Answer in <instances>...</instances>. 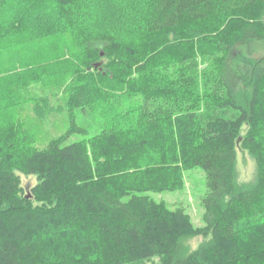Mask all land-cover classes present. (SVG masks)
Wrapping results in <instances>:
<instances>
[{"label":"trees","instance_id":"obj_1","mask_svg":"<svg viewBox=\"0 0 264 264\" xmlns=\"http://www.w3.org/2000/svg\"><path fill=\"white\" fill-rule=\"evenodd\" d=\"M91 1L0 0V44L24 24L70 31L84 55L66 90L71 111L102 103L126 118V98H139L137 127L157 143L166 135L167 154L205 172V226L117 182L125 166L139 171L143 190L155 179L180 183L178 161L139 167L146 140L124 144L104 132L91 141L93 166L84 142L65 145L86 132L74 121L44 148L1 123L0 264H264V0H132L136 12L112 22L120 29L134 22L132 41L120 29H90L101 20L90 19ZM199 54L210 63L205 91ZM244 152L256 165L250 184L237 180ZM22 175L37 183L26 188Z\"/></svg>","mask_w":264,"mask_h":264},{"label":"rangeland","instance_id":"obj_2","mask_svg":"<svg viewBox=\"0 0 264 264\" xmlns=\"http://www.w3.org/2000/svg\"><path fill=\"white\" fill-rule=\"evenodd\" d=\"M90 3L93 8L90 19L94 15H101V20H91L90 29L97 31H107L111 28L118 31L120 28L114 25L113 20L119 19L126 12H136L132 0H106L105 2L92 0ZM111 4L115 7L108 8ZM12 10L16 11L13 8ZM7 15V19L10 18ZM31 22L33 24V20ZM127 22H122L121 34L127 41H132V37L136 35L135 23ZM42 27L31 29L24 24L19 28L21 33H16V36H10V38L7 36V40L5 39L4 43L0 44V125L2 123L8 129L18 130L17 132L25 131L32 137L33 142L30 143L32 146L44 148L51 139L64 134L69 129L71 121H74L86 132L73 133L66 140L65 145L84 142L86 154L93 166L96 165L98 156L96 146L91 141L104 132H111L117 142L124 144L146 140L149 151L140 156L141 165L139 167L148 168L178 161L180 183L168 188L167 185L162 186L161 183L159 186L154 182L155 179L150 180L146 185V190H143L144 185L138 177L139 171L134 172L125 166L117 168L119 172L117 182H122V186L127 190H141L142 193L149 195L156 202L164 203L170 209L184 208L191 215L195 227H204L202 199L206 193V175L203 169L186 167L178 156L167 154L166 148L170 143L165 141L166 135L162 142L157 143L150 139L147 128L137 127L134 108L139 98H126L121 108L122 112L131 110L126 118L119 117L121 114H117V110L102 105V103L94 104L85 110L76 108L71 111L66 90L72 78L74 63L76 65L79 63L80 67L83 60L80 61L78 58L84 55L78 50L70 31L60 27L41 29ZM198 62L200 74L198 89L205 91L208 89L203 70L210 66V63L206 62V58L201 54L198 56ZM249 93L250 90L246 88L243 94L247 96ZM7 94L12 96V100L7 99ZM8 103L11 106L8 107ZM218 113L222 111L218 110ZM176 129H173L168 139L170 140L172 136L174 143L178 140ZM247 129L245 127L244 132ZM171 156L178 158L172 159ZM255 177L254 159L248 153H239L238 182L250 184L254 182ZM22 182L26 188H30L37 183V177L22 175ZM158 186L160 189H153ZM63 237L71 236L65 234ZM75 241L78 243L77 240ZM201 242V238L194 239L191 241V246L196 248Z\"/></svg>","mask_w":264,"mask_h":264}]
</instances>
